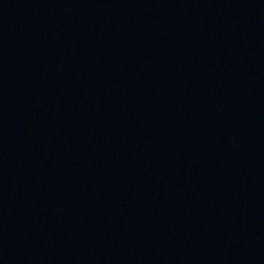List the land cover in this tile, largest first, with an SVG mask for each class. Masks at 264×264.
<instances>
[{"label": "water", "instance_id": "1", "mask_svg": "<svg viewBox=\"0 0 264 264\" xmlns=\"http://www.w3.org/2000/svg\"><path fill=\"white\" fill-rule=\"evenodd\" d=\"M0 264H264V0H0Z\"/></svg>", "mask_w": 264, "mask_h": 264}]
</instances>
